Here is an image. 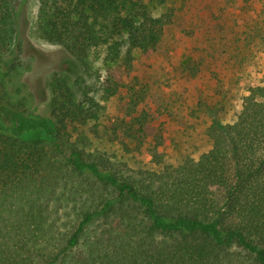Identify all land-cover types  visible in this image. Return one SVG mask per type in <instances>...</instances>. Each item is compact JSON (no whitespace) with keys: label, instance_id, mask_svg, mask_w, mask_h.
<instances>
[{"label":"trees","instance_id":"obj_1","mask_svg":"<svg viewBox=\"0 0 264 264\" xmlns=\"http://www.w3.org/2000/svg\"><path fill=\"white\" fill-rule=\"evenodd\" d=\"M165 2L54 0L38 24L73 55L105 48L102 86L114 95L132 53L157 52L165 22L150 7ZM238 2V16L255 15L240 22L244 38L234 33L231 58L242 69L245 53L264 54V0ZM16 36L10 0H0V264H264V86L244 84L232 121L210 112L197 154L156 128L159 115L132 108L110 125L113 136L155 143L150 167L133 168L92 146L68 74L50 81L53 121L12 103Z\"/></svg>","mask_w":264,"mask_h":264},{"label":"rangeland","instance_id":"obj_2","mask_svg":"<svg viewBox=\"0 0 264 264\" xmlns=\"http://www.w3.org/2000/svg\"><path fill=\"white\" fill-rule=\"evenodd\" d=\"M234 1L166 0L151 6V13L165 22L157 52L144 59L134 51L131 75L124 77L121 88L110 95L102 86L107 66L105 48L90 47L78 55L69 53L62 45L44 38L39 29L43 10L53 6L54 0H10L17 24L10 57L17 55L20 67L5 90L14 105L23 103L21 108L26 113L53 121L50 81L56 72H64L69 76L76 103L88 111L83 129L92 146L118 164L133 168H149L151 164L154 142L138 148L113 136L110 130V125L125 119L132 108L159 115L156 128L182 142L184 149L193 144L197 154L207 148L210 112H217L222 122L232 121L244 84L264 86L263 53L247 52L242 69L233 67V41L238 36L234 33L240 31L244 38L247 28L239 26L243 24L240 22L255 18L252 13L238 16ZM238 3L242 5V0ZM255 7L260 9V4ZM219 93L225 97L221 99ZM185 126L188 133L182 136ZM170 150L168 155L172 154Z\"/></svg>","mask_w":264,"mask_h":264}]
</instances>
